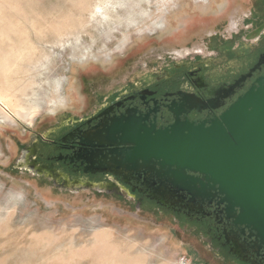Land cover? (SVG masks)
<instances>
[{"label":"rangeland","instance_id":"obj_1","mask_svg":"<svg viewBox=\"0 0 264 264\" xmlns=\"http://www.w3.org/2000/svg\"><path fill=\"white\" fill-rule=\"evenodd\" d=\"M258 7L264 0H0V264H223L169 215L106 193H56L20 161L54 122L95 110L98 85L125 91L185 53L214 57L205 47L222 52L220 40L239 53L259 35Z\"/></svg>","mask_w":264,"mask_h":264},{"label":"flooded vegetation","instance_id":"obj_2","mask_svg":"<svg viewBox=\"0 0 264 264\" xmlns=\"http://www.w3.org/2000/svg\"><path fill=\"white\" fill-rule=\"evenodd\" d=\"M252 18L259 35L254 43L244 39L237 54L231 51L232 40H220L217 44L224 47L222 52L205 47V51L215 53L214 57L203 53L190 57V53H185L177 61H170L151 80L147 75L128 85L125 91H109L108 83L101 81L106 85L94 87L88 97L90 104L100 103L97 108L77 119L68 117L61 123L54 122L37 135L24 152L21 168L46 180L56 193H60L58 189L106 193L126 205L132 201L138 211L167 214L192 236L203 240L223 264H264L263 249L254 246L255 239L249 237L247 230L232 225L217 198L199 202L168 185L158 190L160 184L151 176L145 179L143 174H119L120 170L110 163L112 148L97 147L96 142H91L99 125H109L127 111L145 119L146 125L155 124L157 129L171 125L174 115L169 109L185 102L199 104L200 109L185 107L180 119L197 124L218 117L264 76V18ZM181 37L179 43L185 42L189 34Z\"/></svg>","mask_w":264,"mask_h":264},{"label":"water","instance_id":"obj_3","mask_svg":"<svg viewBox=\"0 0 264 264\" xmlns=\"http://www.w3.org/2000/svg\"><path fill=\"white\" fill-rule=\"evenodd\" d=\"M185 107L200 109L191 102L170 108L174 122L159 129L127 111L99 125L91 142L112 148L119 174L151 176L158 190L168 185L199 202L217 198L232 225L264 251V76L218 117L196 124L180 119Z\"/></svg>","mask_w":264,"mask_h":264},{"label":"bare ground","instance_id":"obj_4","mask_svg":"<svg viewBox=\"0 0 264 264\" xmlns=\"http://www.w3.org/2000/svg\"><path fill=\"white\" fill-rule=\"evenodd\" d=\"M148 4V3H147ZM109 10V9H108ZM100 18V17H99ZM132 23V22H131ZM105 30V29H104ZM73 48V47H72ZM61 51V50H60ZM87 51V50H86ZM38 88V87H37ZM9 113V112H8Z\"/></svg>","mask_w":264,"mask_h":264}]
</instances>
